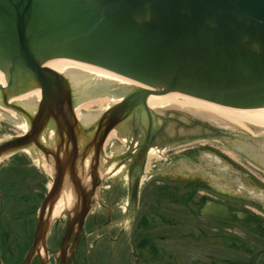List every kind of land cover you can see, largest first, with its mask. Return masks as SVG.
Listing matches in <instances>:
<instances>
[{
  "label": "water",
  "instance_id": "obj_1",
  "mask_svg": "<svg viewBox=\"0 0 264 264\" xmlns=\"http://www.w3.org/2000/svg\"><path fill=\"white\" fill-rule=\"evenodd\" d=\"M39 57H70L102 69L87 65L47 73ZM28 72L38 75L44 97L41 117L34 118L31 136L1 145L0 156L30 142L40 145L50 114L55 115L60 149H70L65 134L76 129L83 135L80 144L90 136L94 141L102 116L100 128H116L117 137L126 135L130 119L154 128L155 122L170 117L192 119L191 135L201 131L194 121H220L216 124L230 128L235 137L228 140L223 134L202 142L240 144L257 163H264L263 130L251 127V138L233 127V121H224V115L169 108L153 113V119L146 106L152 94L183 89L187 96L264 117V0H0V95L11 98L8 92H16ZM87 97L125 101L83 112L76 120L73 109H82ZM166 125L171 132L183 129L172 122ZM144 134L145 143H152L153 135L147 129ZM121 150L122 145L111 151ZM207 214L229 218L222 207Z\"/></svg>",
  "mask_w": 264,
  "mask_h": 264
},
{
  "label": "flooded vegetation",
  "instance_id": "obj_2",
  "mask_svg": "<svg viewBox=\"0 0 264 264\" xmlns=\"http://www.w3.org/2000/svg\"><path fill=\"white\" fill-rule=\"evenodd\" d=\"M190 120L182 122L167 117L160 123L155 122L151 142L163 152L159 153L160 156L154 152L151 164L144 144L146 135L139 119L126 122L130 126L126 135L120 136V153L109 156V143L106 145L105 137L98 139V161L94 153L88 152L89 148L94 150L91 145L93 136L80 144L83 139V135H78L80 130L76 129L70 136L67 134V139L74 144L73 162L83 163L84 168L80 175L75 174L76 183L64 176L45 208L43 204L63 172L58 168L59 160L64 156L59 153L56 135L54 142L48 144L42 137L40 149L33 146L32 155L26 153L25 158L14 159L9 168L0 167V264H171L165 263L170 254L163 252L165 247L160 250L159 243L167 246L176 238L188 240L190 223L200 236L212 238L203 222L221 225L224 221L203 216V213L217 205L225 206L230 212L229 223L234 232L232 250L250 256V259L238 257L230 264H264L263 171L244 173L252 192L239 195L237 192L243 191V185L238 184L237 177L243 171L239 172L235 164L232 165L235 166L236 176L233 178L236 185L227 191L215 183L216 180L191 175L186 169L187 163L180 168L176 163L197 153L198 144L207 146L201 144L202 141L222 138L223 134L228 140L235 137L230 128L202 121H194L201 128L200 134L191 135ZM170 122L177 125L175 128L183 129L171 132L166 125ZM56 139L58 142L60 137ZM231 149L248 158L245 150ZM218 154L213 157V165H220L223 161L221 153ZM33 155L39 156L43 164L38 163ZM252 162L264 169V165ZM94 180L99 181L94 184ZM134 186H139L137 210L132 205ZM68 200L70 205L63 206L60 215L56 216L58 206ZM39 220L42 221L45 242L26 262L34 246ZM71 221L75 222L74 230L68 234ZM239 230L247 234L243 232L242 236ZM218 236L221 235H214Z\"/></svg>",
  "mask_w": 264,
  "mask_h": 264
},
{
  "label": "bare ground",
  "instance_id": "obj_3",
  "mask_svg": "<svg viewBox=\"0 0 264 264\" xmlns=\"http://www.w3.org/2000/svg\"><path fill=\"white\" fill-rule=\"evenodd\" d=\"M79 56L85 57L87 55H79ZM39 60L42 71L47 73L52 72L53 74L61 73L64 71L72 70L87 65H90V70L102 69V67L81 62L79 60L70 57H61V58L39 57ZM28 74H29L28 80L19 83L16 92H8L11 98L0 95V108L5 109L7 112L5 115L22 129V135L20 138L29 137L32 135L34 118L41 117V113L44 105V97L42 94L38 75L31 72H28ZM149 90L152 91L151 88H149ZM181 90H182L181 92L174 91L173 93L171 92L169 94H164V95L152 94L148 96L146 106L151 112L152 111L159 112L168 108L169 109L178 108L185 111L224 115V121H233V126L244 127V128L254 127L260 130H264V117L246 115L245 109L227 107L208 100L187 96L183 93V89ZM124 101L125 100H121V99H102L99 101V104L96 106V110L113 108L115 106L122 104ZM90 108H91V104H86L83 105L82 109H74L73 111L76 120H80L83 112L92 111L90 110ZM103 120H104V116L99 117L98 119V124H97L98 128L96 129L94 143H91V145L94 147V150L89 148L91 146L90 144L88 146L89 148L88 152H90V154L94 153L96 161L100 159V150L98 149L99 148L98 139H102L103 137H105L104 142L107 145L108 143H110L109 142L110 140L119 138L117 137L116 128H114L112 131L103 130L99 128ZM105 120L107 121L106 117ZM55 131L56 134L54 133ZM71 133L73 135L74 132H70V135ZM54 135H56V137L58 136L55 115L50 114L49 118L47 119L45 125L43 126L40 132V137L41 140L42 137L43 139H46L47 140L46 143L48 144L51 141L52 143L54 142L53 141ZM56 137H55V142L59 146L58 147L59 153L64 156V159L59 160L60 164L58 168L62 169L63 172L60 173L61 178H58L59 180L58 186L64 181L65 175L67 176V180L76 183L77 178L75 179V174L80 175V172H82V169L84 168L83 163L75 162V161L73 162V157H75L73 155L75 154L73 150L74 144L72 140L70 142L67 139V134H65V137L70 149H60L59 140L57 142ZM145 145L147 147V152H149L148 158H150V164H151L155 157L154 152L155 154L159 155V153L163 152V149L154 148V145L152 143H145ZM33 146H36L38 147V149H40V145L30 142V144L20 148L19 150L26 149L25 153L32 155V153L34 152ZM4 157H6V155H1L0 159ZM33 157L36 159L38 163L43 164L39 156L33 155ZM98 181L99 180H94V184H97ZM69 203L70 200L64 203V205L60 204L56 210L55 213L56 216H59L62 210L64 209V207L70 205ZM30 254H31V250L28 253V256H30ZM34 254L35 253L32 252V255L30 257H33ZM168 257L169 259H171L170 255H168Z\"/></svg>",
  "mask_w": 264,
  "mask_h": 264
},
{
  "label": "rangeland",
  "instance_id": "obj_4",
  "mask_svg": "<svg viewBox=\"0 0 264 264\" xmlns=\"http://www.w3.org/2000/svg\"><path fill=\"white\" fill-rule=\"evenodd\" d=\"M102 99L106 98L87 97L84 105L91 104L90 110L96 111V106ZM172 109L181 110L178 108ZM0 112V142L22 135V129L5 115L7 113L6 110L0 108ZM156 112L157 111H152V114ZM241 133L254 138L251 128L241 127ZM119 139L120 137L118 139H112L109 141L110 143L107 150L109 156L111 153H114V151H111L112 149L122 145L120 144ZM201 144H207V146L203 147L198 144L197 146H199L200 149L195 150L197 153H193L189 159L184 160V158L180 160V162H177L176 165L180 164V168H182L183 164L187 163L186 169L191 175H199L205 179L216 180L215 183H219L221 188L224 191H227L230 189L232 190L233 184L236 185V180L233 178V176H236L235 172L233 171V167L235 166L232 165L235 164L236 167L238 166L237 168H239V172L243 171V173H239L240 176L238 175L237 177L238 184L243 185V191L237 193L240 195L242 193L249 194L252 192L250 182L247 180L248 178L244 173L247 174L248 170H252L257 173L259 170H261L264 173V169H259L260 167L252 162V160L257 162V157L255 155L250 153L240 144L228 143L231 147L226 146L223 141L201 142ZM212 145L214 148L211 147ZM235 147L238 149L244 148L247 152L246 154L248 158L242 157L240 154L231 149H235ZM222 152H224V154H222ZM218 153H221L220 157H223V161L222 163L220 162V165H217L216 163L217 166H220L219 168H216V165H213L212 161L213 157H216V154L219 155ZM25 155V152H18L16 155L12 154L10 156H6L0 160V167L4 166L5 168H9L12 166L14 159L25 158ZM225 158L227 159V162L224 161ZM259 164L264 165V163ZM222 199L227 200L226 197H222ZM202 225L205 226L204 229H207L208 235L212 238L200 236L197 233L194 225L190 223L188 230L190 237L188 240L186 239L184 241L182 239H173V241L167 243L168 247L164 250V252L173 254L175 259L173 261L174 264H227L231 262V260L238 257L250 259V256L238 254L235 250H232L231 237L232 233L234 232L231 223L222 222L221 225H214V223L211 225L208 222H203ZM173 230L176 233L178 232L177 229ZM239 232L242 234V236H244L243 232L247 234V232L243 230H239ZM218 234L221 236L214 237V235ZM162 247H166V245L159 243V248L163 251Z\"/></svg>",
  "mask_w": 264,
  "mask_h": 264
}]
</instances>
